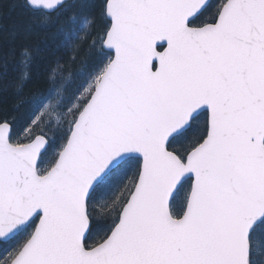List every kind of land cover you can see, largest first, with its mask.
Segmentation results:
<instances>
[{"label": "snow or ice", "instance_id": "obj_1", "mask_svg": "<svg viewBox=\"0 0 264 264\" xmlns=\"http://www.w3.org/2000/svg\"><path fill=\"white\" fill-rule=\"evenodd\" d=\"M19 6L69 51L0 89V264H258L264 0Z\"/></svg>", "mask_w": 264, "mask_h": 264}, {"label": "trees", "instance_id": "obj_2", "mask_svg": "<svg viewBox=\"0 0 264 264\" xmlns=\"http://www.w3.org/2000/svg\"><path fill=\"white\" fill-rule=\"evenodd\" d=\"M20 0H0V56L4 58L8 65L6 75H0V89H8L11 93L10 85L16 78V71L13 66L19 62V49L27 46L38 53L41 67L50 64L56 59H67L68 49L62 46L63 34L57 30V26L44 28L33 22L24 10L19 6ZM99 4L101 0H94ZM16 33L15 38L12 34ZM86 45L84 48L86 49ZM17 50L15 55H10V50ZM81 58H86V52H81ZM75 67V66H74ZM3 72L0 67V73ZM44 85L33 80L25 89L27 95L29 91H35L37 87ZM11 107V105H9ZM15 117L12 120L15 133L19 134L26 126L28 113L21 107L13 112Z\"/></svg>", "mask_w": 264, "mask_h": 264}, {"label": "rangeland", "instance_id": "obj_3", "mask_svg": "<svg viewBox=\"0 0 264 264\" xmlns=\"http://www.w3.org/2000/svg\"><path fill=\"white\" fill-rule=\"evenodd\" d=\"M98 211H103V209L98 207ZM258 242L261 246V255L256 257L258 264H264V238H258ZM2 251V249H0Z\"/></svg>", "mask_w": 264, "mask_h": 264}]
</instances>
